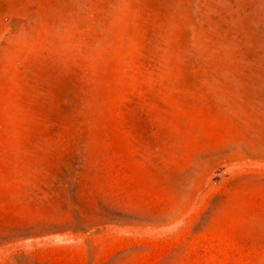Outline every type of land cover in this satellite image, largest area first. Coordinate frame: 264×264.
I'll return each instance as SVG.
<instances>
[{
    "label": "rangeland",
    "instance_id": "374dc122",
    "mask_svg": "<svg viewBox=\"0 0 264 264\" xmlns=\"http://www.w3.org/2000/svg\"><path fill=\"white\" fill-rule=\"evenodd\" d=\"M0 264H264V0H0Z\"/></svg>",
    "mask_w": 264,
    "mask_h": 264
}]
</instances>
